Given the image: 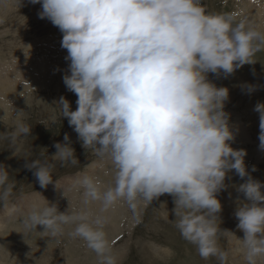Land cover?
Wrapping results in <instances>:
<instances>
[{
    "label": "clouds",
    "instance_id": "9594fccd",
    "mask_svg": "<svg viewBox=\"0 0 264 264\" xmlns=\"http://www.w3.org/2000/svg\"><path fill=\"white\" fill-rule=\"evenodd\" d=\"M21 3V0H20ZM40 4V19L49 20L62 33L67 50L66 89L77 96L76 109L61 96V117L77 133L84 149L91 148L110 162L112 183L84 175L77 184L85 203L99 201L107 210L124 201L135 212L164 194L174 198L176 227L196 245L199 255H228L218 245L222 211L218 194L233 170L243 183L236 187L244 199L236 200L238 239L246 264L264 257V183L254 179L245 165L244 149H234L237 129L224 111L227 87H217L209 73L224 78L264 48V31L247 19L214 13L203 0H30ZM250 94L256 85H245ZM259 114V148L264 150V102ZM23 115L19 111L17 116ZM22 121L12 133L15 141L31 134ZM53 159L76 164L69 135L55 143ZM34 170L41 187L53 183L54 164L36 158L25 164ZM252 171H256L255 166ZM246 178V179H245ZM9 170L0 163V201L12 194ZM56 183V181H55ZM57 185V184H56ZM35 204L25 225L60 234L75 224L73 235L93 250L99 264H118L119 257L105 231L106 218L88 211L60 212L55 203Z\"/></svg>",
    "mask_w": 264,
    "mask_h": 264
},
{
    "label": "rangeland",
    "instance_id": "374dc122",
    "mask_svg": "<svg viewBox=\"0 0 264 264\" xmlns=\"http://www.w3.org/2000/svg\"><path fill=\"white\" fill-rule=\"evenodd\" d=\"M259 1L203 0V4L210 12L232 14L237 20L246 19L248 14L251 24L264 31V1ZM61 40L59 29L49 20L40 19L30 1L0 0V163L8 168L9 183L14 185L8 200L0 201V264H99L97 254L72 234L75 224L64 225L57 235L44 232L41 225L35 230L26 227L28 211L35 204H46L45 200L55 203L60 212L69 208V212L88 211L107 218L109 226L105 231L119 257L118 264H220L217 256L202 258L196 245L182 237L176 227L174 198L169 194L152 204L141 203L135 212L126 202L117 201L108 215L102 211L101 202L85 203L84 189L77 180L90 175L106 187L112 183V170L108 160L82 147L77 133L55 104L64 96L72 110L77 107V96L66 89L62 79L68 62ZM252 59L254 64H245L227 78L213 73L208 78L217 87L229 89L224 111L237 129L231 146L246 150L248 171L264 183V150L259 148V114L254 111L258 102H264V48ZM245 85H256L257 90L249 94ZM21 110L23 115L18 117ZM21 121L30 126L31 134L13 141L12 133ZM65 133L75 150L76 164L52 157L57 151L55 143H63ZM36 158L54 164L53 183L47 187H41L34 170L25 167ZM253 166L256 171H252ZM243 182L233 170L225 181L227 190L217 197L222 204L220 228L234 234L221 233L218 237L219 248L228 255L226 264H246L238 240L244 233L237 228L234 215L237 198L244 199L236 191ZM257 264H264V257Z\"/></svg>",
    "mask_w": 264,
    "mask_h": 264
},
{
    "label": "bare ground",
    "instance_id": "6f19581e",
    "mask_svg": "<svg viewBox=\"0 0 264 264\" xmlns=\"http://www.w3.org/2000/svg\"><path fill=\"white\" fill-rule=\"evenodd\" d=\"M28 1H30V0H28ZM242 1V3L243 2H249V3H251L252 4V2L254 3L255 1H257V0H241ZM261 2H263L264 0H260ZM259 1V2H260ZM233 3V2H232ZM32 6H33V9H34V11H36V13H38V11L39 10H41V5L40 4H35V5H33V4H31ZM234 7H236V6H234ZM253 7H255V6H253ZM252 7V8H253ZM246 8V7H245ZM249 8V7H248ZM249 10V9H248ZM244 13H247V11H243ZM248 14H245V17H246V19L249 21V19H248ZM259 16V15H258ZM257 16V17H258ZM46 19V18H45ZM47 20V19H46ZM252 20L250 19V22H251ZM54 51V50H53ZM10 71V70H9ZM2 74V73H1ZM7 75V74H6ZM6 75H5V77H6ZM2 78V77H1ZM8 78V77H7ZM19 81V80H18ZM20 82V81H19ZM5 84V83H4ZM16 87V86H15ZM4 90V89H3ZM2 91V90H1ZM3 93V92H2ZM6 95V94H5ZM3 98V97H2ZM41 193V192H40ZM44 193H46V191L44 192ZM42 194L43 193H41V196H42ZM46 195H49V194H46ZM58 196V195H57ZM44 197V196H43ZM55 197V196H54ZM56 198V197H55ZM54 198V199H55ZM59 198V197H58ZM42 199V198H41ZM44 199V198H43ZM34 200H36V199H34ZM37 201V200H36ZM22 202H24V200L22 201ZM29 204V203H28ZM21 208H22V210H23V207L21 206ZM101 209V208H100ZM9 210V209H8ZM19 210H21V209H19ZM102 210V209H101ZM109 210L111 211V208L109 207L107 210H102L105 214H107L108 215V212H109ZM11 211V210H10ZM25 211V210H24ZM103 215V214H102ZM2 217H3V215H1ZM0 216V217H1ZM13 216V215H12ZM105 217H108V216H105ZM106 221H107V218H106ZM105 226H106V228H108V226H109V224H108V222H106V224H105ZM1 230V229H0ZM107 230V229H106Z\"/></svg>",
    "mask_w": 264,
    "mask_h": 264
}]
</instances>
